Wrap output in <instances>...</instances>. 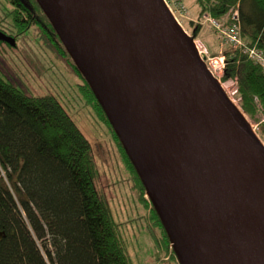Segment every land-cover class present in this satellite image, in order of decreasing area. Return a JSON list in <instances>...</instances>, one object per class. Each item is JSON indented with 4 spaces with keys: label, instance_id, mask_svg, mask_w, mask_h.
Instances as JSON below:
<instances>
[{
    "label": "water",
    "instance_id": "1",
    "mask_svg": "<svg viewBox=\"0 0 264 264\" xmlns=\"http://www.w3.org/2000/svg\"><path fill=\"white\" fill-rule=\"evenodd\" d=\"M35 1L106 112L178 264H264V147L162 0Z\"/></svg>",
    "mask_w": 264,
    "mask_h": 264
},
{
    "label": "trees",
    "instance_id": "2",
    "mask_svg": "<svg viewBox=\"0 0 264 264\" xmlns=\"http://www.w3.org/2000/svg\"><path fill=\"white\" fill-rule=\"evenodd\" d=\"M30 1L37 8L34 16L24 3ZM193 1L198 19L203 14L220 19L236 9L243 43L264 51V0ZM192 21L182 24L190 39H197L202 27ZM37 23L72 62L35 0H0V29L7 27L14 40L0 39V45L14 47L18 35ZM225 48L221 79L236 78L238 105L257 121L258 114L264 116V72L239 49ZM72 67L83 80L80 90L86 101L111 132L167 250L169 239L123 144L73 62ZM258 122L255 132L264 141V122ZM97 178L91 145L57 98L28 95L0 76V264H131ZM168 251L176 258L171 247Z\"/></svg>",
    "mask_w": 264,
    "mask_h": 264
},
{
    "label": "rangeland",
    "instance_id": "3",
    "mask_svg": "<svg viewBox=\"0 0 264 264\" xmlns=\"http://www.w3.org/2000/svg\"><path fill=\"white\" fill-rule=\"evenodd\" d=\"M183 1L187 8V18L181 22L183 30V24L189 19L194 24L200 23L202 28L198 40L206 47L209 55L217 52L212 57H222L221 53L227 46L220 44L215 31L201 20L202 16L199 19L195 16L197 7L194 1ZM8 25L13 23L9 21ZM0 76L28 95H54L78 125L91 145L98 170L96 185L107 200L117 224V235L125 245L131 264H178L176 258L170 256V245H167V250L163 246L161 229L150 220L149 208L139 198L111 132L80 90L83 80L68 57L52 42L46 27L32 24L18 35L14 47L0 45ZM225 81L230 87V80ZM226 97L239 109L238 112L264 147V141L255 132L256 123L261 119L260 114L257 115L258 120L253 121L244 115L232 98Z\"/></svg>",
    "mask_w": 264,
    "mask_h": 264
},
{
    "label": "built area",
    "instance_id": "4",
    "mask_svg": "<svg viewBox=\"0 0 264 264\" xmlns=\"http://www.w3.org/2000/svg\"><path fill=\"white\" fill-rule=\"evenodd\" d=\"M162 2L177 22H179L180 17H185L187 15V9L183 0H162ZM202 19L216 30L217 36L222 45L239 49L247 56L248 59L259 66L264 72V51L255 46H248L243 43L237 23L236 9H230L228 13L220 19H214L208 15H203ZM193 45L199 59L203 62L209 74L216 79L218 85L221 87V90L229 97V99L232 98L238 105L240 97L237 95L236 78L229 79L231 82L230 87L227 81L221 80L225 64L224 57L215 58L210 56L206 47L198 40H195ZM260 118L261 119L258 123L264 122V116L261 115Z\"/></svg>",
    "mask_w": 264,
    "mask_h": 264
},
{
    "label": "bare ground",
    "instance_id": "5",
    "mask_svg": "<svg viewBox=\"0 0 264 264\" xmlns=\"http://www.w3.org/2000/svg\"><path fill=\"white\" fill-rule=\"evenodd\" d=\"M221 88V87H220ZM234 107V106H233ZM235 108V107H234ZM236 109V108H235ZM237 110V109H236ZM239 110V109H238ZM237 110V112H238ZM238 114L240 115V113L238 112ZM241 116V115H240ZM242 118V116H241ZM243 119V118H242ZM244 120V119H243ZM252 132V131H251ZM255 136V135H254ZM256 137V136H255ZM257 138V137H256ZM255 181H256V186H257V191L261 200V206H262V214L264 217V185L261 182V180L258 178V176L255 177Z\"/></svg>",
    "mask_w": 264,
    "mask_h": 264
},
{
    "label": "flooded vegetation",
    "instance_id": "6",
    "mask_svg": "<svg viewBox=\"0 0 264 264\" xmlns=\"http://www.w3.org/2000/svg\"><path fill=\"white\" fill-rule=\"evenodd\" d=\"M22 1H24V0H22ZM24 3H26L27 8H28V12H29L30 14H32L33 16H34V14H37V10H36V8L33 6L32 3H29V2H24ZM0 32L3 33V35H5V36H8V35H9V34L7 33V32H8L7 27H6V28H1V29H0ZM10 33H12V32H10ZM9 37H11V36L9 35ZM1 40L4 41V42H6L4 39H1Z\"/></svg>",
    "mask_w": 264,
    "mask_h": 264
},
{
    "label": "clouds",
    "instance_id": "7",
    "mask_svg": "<svg viewBox=\"0 0 264 264\" xmlns=\"http://www.w3.org/2000/svg\"><path fill=\"white\" fill-rule=\"evenodd\" d=\"M187 9V8H186ZM203 15H207V14H203ZM202 15V16H203ZM226 15V14H225ZM174 18V17H173ZM180 18H187L186 16L185 17H180ZM180 18H179V22H177L176 20V22L179 24V26L182 28V30H183V27H182V25H181V21H180ZM201 20L203 21V19L201 18ZM202 23V22H201ZM207 23V22H206ZM207 24H209V23H207ZM210 25V24H209ZM211 26V25H210ZM212 27V26H211ZM213 28V27H212ZM214 29V28H213ZM215 30V29H214ZM184 32H185V30H183ZM186 34H187V32H185ZM215 34H216V36H217V33H216V30H215ZM188 36H189V34H187ZM217 38H218V36H217ZM219 39V38H218ZM193 42L195 41V40H198V38L197 39H191ZM199 42H201L200 40H198ZM219 42H220V39H219ZM202 43V42H201ZM220 44L222 45V43L220 42ZM222 46H224V45H222ZM224 57V56H223ZM222 80V79H221Z\"/></svg>",
    "mask_w": 264,
    "mask_h": 264
}]
</instances>
